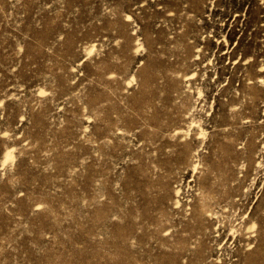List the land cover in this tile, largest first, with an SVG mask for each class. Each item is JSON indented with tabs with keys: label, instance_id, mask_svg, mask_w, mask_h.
I'll return each instance as SVG.
<instances>
[{
	"label": "rangeland",
	"instance_id": "374dc122",
	"mask_svg": "<svg viewBox=\"0 0 264 264\" xmlns=\"http://www.w3.org/2000/svg\"><path fill=\"white\" fill-rule=\"evenodd\" d=\"M0 264H264V0H0Z\"/></svg>",
	"mask_w": 264,
	"mask_h": 264
},
{
	"label": "bare ground",
	"instance_id": "6f19581e",
	"mask_svg": "<svg viewBox=\"0 0 264 264\" xmlns=\"http://www.w3.org/2000/svg\"><path fill=\"white\" fill-rule=\"evenodd\" d=\"M139 115V114H138Z\"/></svg>",
	"mask_w": 264,
	"mask_h": 264
}]
</instances>
